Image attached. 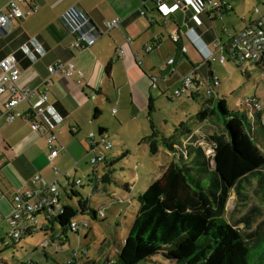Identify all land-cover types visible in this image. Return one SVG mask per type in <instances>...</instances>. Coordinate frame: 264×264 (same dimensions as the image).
Returning <instances> with one entry per match:
<instances>
[{
  "label": "crops",
  "instance_id": "obj_1",
  "mask_svg": "<svg viewBox=\"0 0 264 264\" xmlns=\"http://www.w3.org/2000/svg\"><path fill=\"white\" fill-rule=\"evenodd\" d=\"M9 1L0 0V9ZM215 1L220 3L219 8L204 7V2H190L180 8L173 0H165L160 9L151 0H27L21 6L23 10L35 7L36 11L25 20L12 21L10 32L0 36V60L15 55L20 70L17 89L29 88L36 93L19 103L16 111L30 116L41 104L39 95L47 94V107L40 121L56 140L49 145L47 136L31 131L29 122L17 119L8 123L0 114V241L9 230L13 196L33 188L34 176L56 182L61 198L65 194L68 202L81 197L79 188L84 185L76 176L86 159L102 154L98 131L109 141L112 127L104 118V110L110 109L109 114L116 118L114 130L118 133L143 114L152 126L155 97L168 91L161 82L181 84L182 78L190 74L195 88L186 92L189 99L199 100L201 88L217 78L214 67L220 64L204 63L203 55L211 52L220 56L221 48L252 19L244 18L245 25L237 29L223 19L233 11L232 5L227 0ZM71 7L84 11L102 32L85 51L71 48L73 37L62 20ZM115 18L121 20L120 27L106 32L105 22ZM173 35L178 36L177 42L170 39ZM146 46L152 49L147 52ZM120 48L125 50L122 57L118 56ZM171 59L174 63L170 65ZM60 61L71 62L82 75L68 78L48 72ZM223 96L216 91L213 98L224 100ZM7 99L8 94L0 98V108ZM90 134H94L93 140ZM52 149L58 153L50 159ZM77 181L81 185H74ZM3 254L0 248V264Z\"/></svg>",
  "mask_w": 264,
  "mask_h": 264
},
{
  "label": "trees",
  "instance_id": "obj_2",
  "mask_svg": "<svg viewBox=\"0 0 264 264\" xmlns=\"http://www.w3.org/2000/svg\"><path fill=\"white\" fill-rule=\"evenodd\" d=\"M252 65L264 71V58ZM205 98L196 122L188 125L182 121L174 127L172 139L162 137V146L172 155V161L138 196L139 209L117 259H107L104 264H250L248 245L253 247L237 228L240 221L232 224L226 221L225 215L231 191L235 196V213V209L243 208L250 200L245 194L251 191H255V200L264 208V153L260 150L264 148V117L255 103L246 99L237 109L228 110L223 99L207 95ZM207 123L216 126V131L204 141L211 149L210 155L194 138L193 130ZM151 128L152 135L142 142L148 144L151 154H156L160 146ZM102 156L104 171L100 184L108 185L112 181L111 168L122 157ZM118 203L126 202L119 200ZM256 211L257 208L250 218L243 220L246 225L255 222V215H259ZM84 213H91L87 201H79L76 208L66 204L49 222L50 227L44 226L23 238L39 231L45 235L53 231L49 245L42 250L59 246L63 251L68 242L67 233L78 234L81 225H85L77 224L78 228L72 231L73 219ZM92 214L95 219L104 218L100 211L99 215ZM19 242H13L4 251ZM157 255H161L162 261L154 260ZM67 264L96 263L88 258L81 261L78 253H73Z\"/></svg>",
  "mask_w": 264,
  "mask_h": 264
},
{
  "label": "rangeland",
  "instance_id": "obj_3",
  "mask_svg": "<svg viewBox=\"0 0 264 264\" xmlns=\"http://www.w3.org/2000/svg\"><path fill=\"white\" fill-rule=\"evenodd\" d=\"M227 1L232 5L233 11L223 17L224 22L237 29L245 25L244 18H253L254 8L264 9V0ZM214 69L221 84L219 87L213 88L214 93L219 91L225 95L223 97H225L228 110L237 109L236 107H239L244 99L259 97L264 117V71L246 62H242L239 67H236L230 61L224 65L216 64ZM161 85L165 86L168 91L155 97V110L152 112L150 120L156 135L154 139L160 146L158 152L151 154L148 144L142 142L146 136H151L153 133L145 114L137 116L118 133L114 130L116 118L109 114L110 109L109 111L104 110V118L112 127L109 131V142L112 149L104 151L101 148V152L107 155L108 159L122 157L124 153L126 155L111 168V183L100 184L99 189L90 198H88L90 188L87 184L91 182L94 172L103 173L104 165L94 164L92 159L90 161L86 159L83 162V169L76 176V179H80L84 185L79 188L81 197L68 202L67 196L65 197L63 194L62 202L70 204L74 208L78 207L80 199L82 202H88L91 213L77 214L73 219L77 224L85 225H81L78 234L68 232V242L64 245V250L57 253L51 247L42 250L45 242L50 241L53 231H49L47 235L39 231L25 237L19 242L17 248H9L4 251L2 264H67L73 258V253H78L81 261H86L88 258L96 264H104L107 259L114 261L117 259V253L139 209L138 196L159 177L172 160V156L162 146V137L172 139L174 127L182 121L187 122L188 125L196 122V114L206 95L205 86L201 88L202 94L199 96V100H192L189 99L188 92L181 96H175L176 87L181 86L180 82L172 85L161 82ZM197 128H194V138L199 140L207 154L210 155L211 149L204 141L213 131H216V126L207 123L202 128ZM97 138L99 139L100 136L98 135ZM262 140L264 143V138ZM260 150L264 153V148H260ZM104 188L107 191L103 190ZM245 195L250 196V200L245 202L243 208L235 209L237 211L235 213L233 211L235 196L231 191L226 205L225 219L226 221L230 220L232 224L234 221H240L237 223V228L253 247L251 249L248 245L249 263L264 264V208L255 200L257 197L255 191ZM260 196L262 197V195ZM119 200H124L126 203L120 204ZM255 208H257L256 214L259 215H255V222L246 225L243 220L250 218V214ZM100 210H103L104 218L97 216L95 219L92 213L97 212L99 215ZM55 229L57 230L56 227ZM154 260L162 261L161 255L155 256Z\"/></svg>",
  "mask_w": 264,
  "mask_h": 264
},
{
  "label": "built area",
  "instance_id": "obj_4",
  "mask_svg": "<svg viewBox=\"0 0 264 264\" xmlns=\"http://www.w3.org/2000/svg\"><path fill=\"white\" fill-rule=\"evenodd\" d=\"M151 1L157 9H160L165 2V0ZM173 2L180 8H183L190 2H204V7H220V3L215 0H173ZM25 3H27V0H10L0 9V36L10 32L12 21L25 20L36 11L35 7L23 10L21 6ZM140 14L145 15V12L141 11ZM62 20L69 34L73 37L71 48L74 50L81 52L91 48L102 35V32L91 22L88 15L77 7H71L66 10L62 15ZM120 24L121 20L119 18L107 21L104 24L105 31L108 32L113 28H119ZM171 40L177 42L178 36H171ZM151 49V46H146L145 48L147 52ZM183 51L182 49V52ZM221 51L222 53L220 56H216L211 52L204 54V63L213 64L219 62L220 64H225L227 61H230L237 66L242 62L252 65L264 58V9L260 10L259 8H254L251 21L243 30L236 33L227 46L223 49L221 48ZM124 54L125 50L120 48L118 50V56L122 57ZM115 60L116 58L113 59V61ZM173 63V59L169 60L170 65ZM17 64L18 62L15 55H8L0 60V98L8 94V99L1 105L0 114L5 117L8 123L17 119L29 122L31 131L40 136L46 135L47 143L51 145L56 140V137L52 134L48 135V129L44 127L40 121L47 107V94L43 92L39 95L38 99L41 104L34 107L30 116H25L21 112L16 111V107L19 103L36 96L35 91L32 89H17V82L20 76V70ZM48 72H57L68 78L72 77L74 74L78 76L82 75L80 71L75 70L71 62L61 61L50 66ZM181 84V87L175 91V96H181L190 88H195L193 74L183 77ZM219 85V80L213 78L211 82L207 84L206 95L213 96V88ZM254 98L246 100L247 102L255 103V108L261 111V105ZM112 113L114 114L115 110H113ZM89 138L93 140L94 134H90ZM98 144L104 151H109L112 148L111 143L107 140L105 135L100 136ZM1 145L2 140L0 139V146ZM57 153L58 151L56 149H52L50 159L55 157ZM102 155L103 154H96L92 162L94 164H100L103 160ZM102 175L103 174H97L96 172L92 175L88 198L98 189ZM32 183L34 185L33 188L18 192L13 196V212L8 221L9 230L6 232L2 241H0L1 249L10 246L13 242H19L25 235H29L44 226L50 227L49 222H51L52 218H56L63 206L66 205L61 201V191L56 182L48 183L43 178L36 175L33 177ZM74 185H81V181H77ZM74 185L72 188H74ZM100 216H103V210H100ZM77 228V223L73 221L71 223V230L73 231ZM48 245V242H45L42 247H47ZM54 251L59 252L60 247L55 246Z\"/></svg>",
  "mask_w": 264,
  "mask_h": 264
},
{
  "label": "water",
  "instance_id": "obj_5",
  "mask_svg": "<svg viewBox=\"0 0 264 264\" xmlns=\"http://www.w3.org/2000/svg\"><path fill=\"white\" fill-rule=\"evenodd\" d=\"M102 134H103V132L99 130L98 135L101 136Z\"/></svg>",
  "mask_w": 264,
  "mask_h": 264
}]
</instances>
